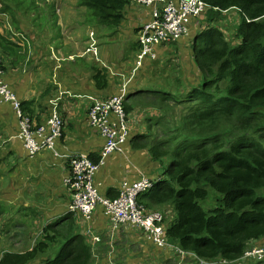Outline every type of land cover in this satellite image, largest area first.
<instances>
[{
  "label": "trees",
  "instance_id": "16d2710c",
  "mask_svg": "<svg viewBox=\"0 0 264 264\" xmlns=\"http://www.w3.org/2000/svg\"><path fill=\"white\" fill-rule=\"evenodd\" d=\"M76 1L92 10L95 26L115 33L127 17V6L134 3ZM203 1L207 9L198 18L201 29L190 39L199 80L185 82L179 72L170 84L145 88L130 84V79L123 105L127 117L135 115L134 109L144 111L146 130L132 132L130 140L135 149L148 151L160 164V174L154 179L148 176L154 185L139 202L148 210L165 212L162 226L171 244L167 249L181 264H241L255 260L242 257L251 244L264 238V0ZM2 3L12 29L19 31L18 40H24L25 45L0 34V47L4 48L0 54L11 49L18 55L21 49L30 48V42L34 44L35 33L28 35L27 29L19 26L15 4L27 14L32 6L38 8V3ZM166 73L172 75L171 70ZM93 78L99 89L110 87L107 73L96 69ZM22 107L34 120L29 103L22 100ZM172 108L177 110L176 117L170 115ZM105 196L114 198L118 193ZM2 213L0 208V216ZM69 214L70 230L74 231L80 227L79 218ZM60 224H41L32 249L6 251L0 264H95L102 251L95 252L96 245L87 243L81 234L63 236L69 239L58 250L59 235L54 228ZM176 247L188 254L182 257L175 252ZM163 250L159 248L157 254L144 251L153 258L148 264L171 260ZM104 259L107 261L106 255ZM254 262L264 264V259Z\"/></svg>",
  "mask_w": 264,
  "mask_h": 264
},
{
  "label": "crops",
  "instance_id": "0c3cea01",
  "mask_svg": "<svg viewBox=\"0 0 264 264\" xmlns=\"http://www.w3.org/2000/svg\"><path fill=\"white\" fill-rule=\"evenodd\" d=\"M136 7L134 3L127 6V17H125L121 29L115 33V35H119L118 41H121L125 47L130 46V50H123L116 43L111 46V42L107 43L110 46L106 48L103 55L101 52V57L98 60L92 58L88 62L85 57L78 56L72 61L69 59L64 61L63 65L59 67L57 61L52 57V50L49 48L43 52L42 47H39V53L36 52L33 54L34 56L30 53V49L24 48L19 51L18 55L14 52L15 50L7 48L4 55L0 54L4 58L5 79L20 99L29 103L30 113L34 120L37 123H45L53 109L51 101L59 98L60 111L66 121L63 135L57 140L55 150H43L34 157H30L18 137V118L11 105L0 103V203L6 204V210L0 206L3 212L0 217L5 216L7 205L10 204L12 207L9 210V215L15 216L17 222L18 219H21L20 226L11 232L4 221L0 220L1 237L4 235L6 240L8 239L5 244L0 239V251L2 253L6 251L24 252L32 249L38 241L44 219L47 222L44 224L45 226L64 221L65 228L62 237L68 236L69 233L81 234L87 243H90V237L84 232L90 230L96 235H102L104 241L97 243L96 249L102 251V254L108 252L106 254L107 259L108 245H111L109 239L114 238L112 241L114 243L120 235L130 238L143 235V233L135 231H121L110 238L108 235L110 224L98 210L95 213L96 217L85 228L81 226L77 227L76 231H71L72 221L71 218L67 219V216L70 215L68 203L71 197L64 183L69 168L68 156L88 154L94 162H98L100 151L105 142L101 135L88 123V96L93 95L102 98L114 95L120 92L124 85L127 86L129 79H131L130 84L142 85L145 88L154 86L152 78L144 76L150 79L144 80L139 70L131 78L138 54L137 31L151 17L152 12L150 9L140 12L136 10ZM5 20L12 27L7 15ZM199 20L198 18H191L187 21L190 37L157 48L158 56L162 54L161 58L171 54L170 59L164 60L165 71L171 70V76L181 72L185 82H197L199 80V71L194 63L190 44V39H194L201 29L202 23ZM0 34L6 37V34L1 31ZM105 35L108 38L112 36L110 32L105 33ZM94 36H96L95 32ZM18 38L16 39L18 40ZM32 47L35 50L36 46L33 45ZM87 47L84 45L85 51ZM2 49L4 48L0 47V50ZM91 54L93 53L90 52ZM66 55L68 57L73 54L66 52ZM157 62L158 58L155 62L153 60L146 64L149 66L150 74H153V69L156 68L155 64H159ZM81 63H86L88 68L84 69L80 66L84 70L78 72L74 66H71L75 64L79 66ZM43 68L45 69L43 70ZM96 69L107 73L110 83L108 89H99L96 86L93 78ZM168 73L164 76L169 83H172L173 78L167 76ZM137 76L139 77L138 81L135 79ZM78 98L82 100L78 102ZM132 131L136 130L132 129ZM159 172L160 164L153 161L152 155L146 150L135 149L130 140L126 143L123 152L113 153L107 162L99 168L95 182L104 195L117 194L121 180L126 178L130 180L139 179L142 175L153 178L159 175ZM17 202L21 207H18ZM14 207H16L15 210ZM30 217L39 218L41 221L39 226L31 232L24 223ZM22 226L26 230H22ZM26 233L28 234L25 237ZM143 238L145 239V237ZM21 243L26 245L25 249L18 248ZM255 245H259V243ZM97 257H99L98 254Z\"/></svg>",
  "mask_w": 264,
  "mask_h": 264
},
{
  "label": "built area",
  "instance_id": "2783aa9c",
  "mask_svg": "<svg viewBox=\"0 0 264 264\" xmlns=\"http://www.w3.org/2000/svg\"><path fill=\"white\" fill-rule=\"evenodd\" d=\"M133 2L147 7L152 12L151 17L140 26L138 32L140 48L131 78L144 61L147 59L153 61L158 58V47L180 41L188 36L187 21L202 16L207 9V3L203 0H133ZM91 40L88 51L96 53L97 41L94 32L91 34ZM2 60L0 56V103L11 105L18 118V137L23 143L24 150L30 157H34L43 150L54 151L66 124L60 111L59 98L51 101L53 109L48 120L37 124L25 112L19 95L5 79ZM125 90L126 85L120 89L119 94L111 95L108 99L88 96V123L105 142L98 162H94L88 154L68 156L69 168L64 179L71 197L68 212L78 217L80 227L85 228L96 217L95 213L98 210L110 224L108 232L110 238L121 231L140 232L148 243L166 250L171 244L165 239L162 226L165 219L164 211L148 210L139 202V197L153 187L152 178L142 175L139 179L121 180L118 196L114 198L103 195L96 186L95 176L99 168L107 162L111 154L124 151L133 132L128 123L130 117H127L123 105ZM84 233L90 237L93 245L104 241L102 235H96L93 231ZM113 239H109L112 248L109 250L108 258L111 263L115 254ZM175 251L182 257L188 254L180 247H176ZM247 258L263 260L264 247L260 245L250 247L242 257V259ZM199 261L203 262L202 259ZM223 262L228 263L226 260Z\"/></svg>",
  "mask_w": 264,
  "mask_h": 264
},
{
  "label": "rangeland",
  "instance_id": "374dc122",
  "mask_svg": "<svg viewBox=\"0 0 264 264\" xmlns=\"http://www.w3.org/2000/svg\"><path fill=\"white\" fill-rule=\"evenodd\" d=\"M3 0H0V13L3 11L6 15H10L9 12L4 9L3 6ZM10 2V0H9ZM37 5L38 8L32 6L27 14H23L17 5L15 4V11L16 12V20L19 21V26H24L27 29V34L31 35L33 32L35 34L34 36V44L30 42L29 49L30 53L33 55L36 52L39 53L40 50L39 47H42L43 52L50 48L52 50V57L57 61L58 67L63 65V62L66 60L72 61L73 59H76L78 56L85 57L86 61H91L92 58L98 60L99 57H101V52L102 55L105 53V50L107 47L114 46V43L118 44L119 47L123 50L127 49L130 50V46H123L121 41H118L117 37L119 35H115V32H110L112 36L111 38H108L105 33H108L107 29L105 28H98L97 26L94 25L96 23L93 19V12L92 10L88 11L84 7H79L76 3L75 0H37ZM136 10L140 12H144L149 10L147 7L140 6L136 4ZM29 7L26 5V9ZM20 13V14H19ZM1 17V14H0ZM38 18V21L35 22L33 19ZM89 21H88V19ZM200 18V17H196ZM6 19V18H5ZM3 17L0 19V31L2 33H5L6 36H12L13 38L20 37L19 31H15L12 29L10 24L5 20ZM205 19V18H204ZM11 21V20H10ZM222 24V23H221ZM91 25V26H90ZM92 31L95 32V38L97 41V52L90 55V52L88 49H84V45L88 46L89 41L91 40V34ZM10 32V34H9ZM190 33V32H189ZM115 36H114V35ZM234 35V33L232 34ZM87 39V42H86ZM186 39V38H185ZM17 43L24 46V40H17ZM19 41V42H18ZM118 41V42H117ZM112 42V43H111ZM182 42V41H181ZM107 43H111L110 45ZM36 46L35 50L32 47L33 45ZM100 45V46H99ZM61 48V49H58ZM88 48V47H87ZM66 52H71V56L66 57ZM73 52V53H72ZM183 53V52H182ZM161 55L158 56V62L159 64H155L156 68L154 67L153 69V74H150L148 70L149 66H146L147 63H142L141 66L138 68L139 72L142 75V78L144 76H149L152 78V82L154 85H160L163 86L166 83H168L167 79L165 78V74L168 70L165 72V62L164 60L166 58L171 57V54H168L169 56L167 57H162ZM34 56V55H33ZM160 58V59H159ZM173 61V60H172ZM68 62V61H67ZM146 62V61H144ZM74 66L76 71L84 70L87 69L86 63H81L79 66L78 64L71 65ZM82 66L83 68H81ZM45 68H43L44 70ZM149 73V74H148ZM127 74V73H126ZM133 77V76H132ZM173 76H170L172 78ZM141 78V79H142ZM144 80H150L148 77H144ZM130 80V79H129ZM170 84V83H169ZM85 99V98H84ZM82 99L78 98L77 101L80 102ZM147 101H150L149 99H146ZM145 101V100H144ZM146 102V101H145ZM173 117L177 116V110L171 109ZM133 113L135 115L131 116L128 119V123L130 127L134 130H142L145 129V117L143 115L144 111L143 110H138L134 109ZM146 130V129H145ZM130 138L128 141H130ZM154 179V178H153ZM264 192V189L261 190ZM14 203V202H13ZM18 207H21V205L17 202ZM0 206L6 210V204L5 203H0ZM7 211L5 212V216L2 218L0 217V220H3L5 225L8 226L9 231L11 232L12 230H15L17 226H20L21 219H18L19 221L17 222V219L15 216L9 215V210L12 206L10 204L7 205ZM16 207H14V210ZM162 211L163 210H158ZM165 213V212H164ZM163 213V214H164ZM1 222V221H0ZM24 223L29 227V231L31 232L35 227L39 226L41 221L39 218H33L30 217L24 221ZM43 224H47V222L44 221L42 222ZM64 221H61L60 225H57L54 230H56L55 233H57L59 236V244L57 245L58 250H60L64 243L67 242V237H60L62 236L64 232L65 226L63 225ZM22 230H26L24 226H22ZM12 228V229H11ZM11 229V230H10ZM18 229V228H17ZM28 233L25 234V237L27 236ZM141 237L137 238H130L129 236L125 235H120L119 239L112 243L114 245V251L115 254L113 255L115 260L114 264H148L150 261H153L152 257H147L146 252L151 253L153 251V254L158 252V249L156 247H153V245L149 244L146 239L143 238L142 235ZM1 242L5 244V242L8 241L6 238L1 237ZM9 239L10 236H9ZM257 243H259L260 246L264 247V238L259 240ZM254 244H251L250 246H256ZM53 245V244H52ZM11 246V244H9ZM26 245L21 243V246L18 248L25 249ZM112 248L111 245H108V251ZM151 248V249H149ZM146 250V252H144ZM97 249L95 250V252ZM165 255H168L172 259L169 261H164L163 264H173L177 262V264H181V261L176 260L174 258L175 254L172 255V251L169 249L163 250ZM176 252V251H175ZM106 252L103 257L102 255L97 258L95 264H109L110 259L108 258L107 261L104 259V256L107 254ZM2 254V252H1ZM100 259H102L101 262ZM243 261L246 263H241V264H258L252 260H247ZM252 261V262H250Z\"/></svg>",
  "mask_w": 264,
  "mask_h": 264
},
{
  "label": "clouds",
  "instance_id": "9594fccd",
  "mask_svg": "<svg viewBox=\"0 0 264 264\" xmlns=\"http://www.w3.org/2000/svg\"><path fill=\"white\" fill-rule=\"evenodd\" d=\"M1 16L5 18V14H1ZM91 42H92V40L89 41L88 48L90 47ZM88 48H87V49H88ZM97 48H98V45H97ZM0 56H1V55H0ZM111 155H112V154H111ZM111 155H110V156H111ZM110 156H109V157H110ZM0 237H1V236H0ZM1 252H2V251H0V258H1L2 254H3V253L1 254Z\"/></svg>",
  "mask_w": 264,
  "mask_h": 264
}]
</instances>
